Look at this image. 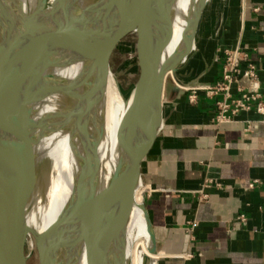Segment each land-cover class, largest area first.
<instances>
[{
  "label": "bare ground",
  "instance_id": "obj_1",
  "mask_svg": "<svg viewBox=\"0 0 264 264\" xmlns=\"http://www.w3.org/2000/svg\"><path fill=\"white\" fill-rule=\"evenodd\" d=\"M129 1L0 0V111L6 105L13 108L5 125L12 134L5 129L0 133V160L13 165L25 159V172L34 155L36 181L20 205L27 210L33 206L47 231L84 208L95 193L122 192L117 176L122 165L120 126L128 95L122 96L109 70L101 97L88 107L87 94L99 89L103 79L78 55L70 54L64 42L72 37L90 58L89 66L99 69L104 50L99 42L105 37L110 45L117 31L138 14L125 10ZM198 3H156L160 17L154 31L164 36L171 27L162 63L182 49ZM58 28L63 31L60 35ZM20 136H29L32 145L16 146ZM143 192L138 185L123 211L117 236L95 247L90 259L81 250L65 264H154ZM47 231L32 232L40 240Z\"/></svg>",
  "mask_w": 264,
  "mask_h": 264
},
{
  "label": "crops",
  "instance_id": "obj_2",
  "mask_svg": "<svg viewBox=\"0 0 264 264\" xmlns=\"http://www.w3.org/2000/svg\"><path fill=\"white\" fill-rule=\"evenodd\" d=\"M235 49L258 67L264 95V0H210L176 73L178 91L163 95L162 132L143 168L154 264H264V116L251 109L217 123L220 95L188 98L219 80L224 51ZM205 178L222 189L199 202ZM254 180L259 185L248 189Z\"/></svg>",
  "mask_w": 264,
  "mask_h": 264
},
{
  "label": "water",
  "instance_id": "obj_3",
  "mask_svg": "<svg viewBox=\"0 0 264 264\" xmlns=\"http://www.w3.org/2000/svg\"><path fill=\"white\" fill-rule=\"evenodd\" d=\"M159 1L132 0L129 3L138 13L133 15L134 26L124 27L119 33L117 31L118 34L113 37L112 43L108 46L105 37L104 41L99 42L101 47H104L99 60V69L89 66L90 58L78 50L72 37L66 38L64 42L70 54L75 57L78 55L88 68L96 71V74L103 79L99 89L87 94L86 105L89 107L101 97L104 91L110 57L118 43L128 34H134L136 37L139 71L136 82L128 94L129 106L120 126L122 165L117 176L121 178L122 192L109 194V190L105 189L103 192L95 193L84 208L76 211L68 219L53 224L40 240L33 237L35 241L33 245L32 238L28 236L29 229L20 201L36 181L34 155L25 172H23L25 159L16 164L12 163L13 165L0 160V264H27L34 248L38 264H56L57 262L65 264L81 250L87 251L90 259L95 247L117 236L121 216L136 187L145 186L143 168L152 155L162 132V98L168 82L166 75L169 72L172 75L176 74L191 55L202 12L210 0H199L187 31L183 35L182 49L167 63L161 62V55L170 35V24L164 36H158L154 31L160 17L159 6H155ZM60 31L63 32L58 28L56 34ZM104 33L107 34L109 31ZM91 43L94 45L93 42ZM171 88L178 91V87L168 84V90ZM86 109L83 108L84 111ZM78 110L79 107L75 111L78 112ZM12 113L13 108L9 105L0 111V133L5 129L6 134H12V131L5 126L11 119ZM32 142L29 136H20L16 146H30ZM27 243L30 245L31 252L26 254ZM150 251L156 254L152 231Z\"/></svg>",
  "mask_w": 264,
  "mask_h": 264
},
{
  "label": "built area",
  "instance_id": "obj_4",
  "mask_svg": "<svg viewBox=\"0 0 264 264\" xmlns=\"http://www.w3.org/2000/svg\"><path fill=\"white\" fill-rule=\"evenodd\" d=\"M245 59L246 54L240 49L225 50L219 80L213 86L192 89L188 97L189 101H195L198 91L205 92L209 98L220 95L221 99L215 102L217 110L215 121L217 123L228 122L237 113L251 109L264 116V95L259 91V69ZM242 61L245 62L244 68H241ZM241 81L250 83L247 91L240 84ZM233 85L236 86L235 93L232 92ZM258 185L259 181L254 180L248 185V189H253ZM220 189H222L220 182L205 178L201 187L195 193L198 195V201L202 202L207 199L209 190ZM245 218L244 214L238 216V220L241 222L245 221Z\"/></svg>",
  "mask_w": 264,
  "mask_h": 264
},
{
  "label": "rangeland",
  "instance_id": "obj_5",
  "mask_svg": "<svg viewBox=\"0 0 264 264\" xmlns=\"http://www.w3.org/2000/svg\"><path fill=\"white\" fill-rule=\"evenodd\" d=\"M132 0L129 1L131 3ZM136 3V1H134ZM126 6L125 10L132 9L131 5ZM207 6V5H206ZM205 10V8H204ZM203 10V11H204ZM133 24V25H132ZM134 26L133 17L129 20V23L126 27ZM120 30H118L119 33ZM116 33V35L118 34ZM115 35V37H116ZM109 70L118 84L120 93L123 97L127 96L131 91L133 85L136 82L138 76V65H137V57H136V37L134 34L126 35L116 46L114 49L110 61H109ZM170 77V78H169ZM167 79L165 92L168 90V84H173L175 79L177 80V75H171ZM164 92V93H165ZM144 206L146 203V196H144ZM41 207V205H39ZM23 208V207H22ZM26 225L29 229V237L32 238V243L34 244V235L32 231L36 232H46V228L43 227L42 223L37 218L36 211L33 206L31 209L27 210L23 208ZM38 221V222H37ZM40 224V225H39ZM42 225V226H41ZM41 227V228H40ZM44 228V229H43ZM48 232V231H47ZM26 254L31 252L29 243L26 244L25 249ZM31 256L27 262V264H38L37 253L34 250L31 252Z\"/></svg>",
  "mask_w": 264,
  "mask_h": 264
}]
</instances>
